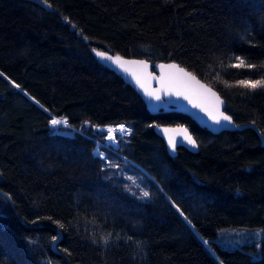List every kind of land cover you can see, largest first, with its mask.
<instances>
[{"label":"trees","instance_id":"16d2710c","mask_svg":"<svg viewBox=\"0 0 264 264\" xmlns=\"http://www.w3.org/2000/svg\"><path fill=\"white\" fill-rule=\"evenodd\" d=\"M48 4L0 0V264H264V238L217 242L264 231V86L238 83L264 80V0ZM93 49L179 64L221 95L233 128L153 113ZM120 125L117 152L95 155L97 129ZM159 125L189 129L198 152L171 157Z\"/></svg>","mask_w":264,"mask_h":264},{"label":"water","instance_id":"95a60500","mask_svg":"<svg viewBox=\"0 0 264 264\" xmlns=\"http://www.w3.org/2000/svg\"><path fill=\"white\" fill-rule=\"evenodd\" d=\"M27 1L35 3L43 8H46L47 10L50 9V7L46 5L42 0H27ZM122 59L125 61H145L147 63L148 65L146 70L147 74L144 76V83L149 91L156 92L162 87L160 80L152 79L151 78L152 76L155 77L164 76L165 78H167L169 75H174L176 77H179L180 79L187 81V87H182L179 89V92L182 94H177V90L175 88L172 89L171 95H169L167 92H159L158 94L160 95L161 99L157 101L156 99H154V97L148 96L145 93L144 89H142L131 76L130 73L141 71L138 65H132V64L126 65L129 71L125 72L123 69L119 68L117 65L110 62L109 63L110 67L122 77V79L127 85L131 86L135 90V92L142 98L143 102L153 113L164 111L166 109H180L186 111L191 114L193 121L198 126H200V128L205 129L214 135H219L233 128L232 118L230 123L228 121H224L222 118L220 119L219 124L215 123V121L212 118L213 115L217 116V118H220L221 114L230 116L226 112L227 105L225 100L214 88H212L211 86L200 80L197 76L189 72L186 68L180 66L175 62L163 64V65L175 64L178 66V69H182L184 73H190L191 76L195 78V80H188V78L184 77L178 71V69H168V68L161 69L159 67L154 71L151 63L145 59H137V58H122ZM196 81H198L199 84H197ZM199 85H204L205 87L200 88ZM207 89H210L211 92L207 91ZM212 93H215V96H213ZM185 96H187L188 98L185 99ZM209 113H211L212 115H210ZM165 128L186 129L189 135L192 136V134L190 133L189 129L185 127H168L162 125L155 127L154 131L156 135L165 143L167 147V151L171 157L175 158L177 156V152L179 148H185L190 153L198 152L199 150L198 145L195 149H193L191 145H188L186 141L184 145H182L180 143L182 136L175 133H173V135H175V139L177 141V147L173 152L168 145L167 135L163 133V129ZM60 134L65 136H71V132L69 131H63L60 132ZM115 146L117 147L119 146V143L117 141L115 142Z\"/></svg>","mask_w":264,"mask_h":264},{"label":"snow or ice","instance_id":"6c2138e0","mask_svg":"<svg viewBox=\"0 0 264 264\" xmlns=\"http://www.w3.org/2000/svg\"><path fill=\"white\" fill-rule=\"evenodd\" d=\"M43 2L48 5L49 7H51L50 4H48V0H43ZM67 19V18H65ZM94 52H96V55L99 56L101 59L103 60H107V61H111L113 64L117 65L119 68L123 69L125 72H128V68L126 67V65H138L139 68L141 69L140 72H132L130 73L131 76L133 77V79L135 80V82L142 88L144 89L145 93L150 96V97H154V99H156L157 101L161 99L160 95L158 94L159 92H167L169 95L172 94V89H176L177 90V94H182L179 92V89L182 88V87H187V81L186 80H183V79H180L179 77H176L174 75H169L167 78H165L164 76H161V77H155V76H152L151 78L152 79H159L160 82H161V89L157 90L156 92H153V91H149L148 88L145 86V83H144V76L147 74L146 73V70H147V63L145 61H125L123 60L120 56H109L107 55L105 52H99V51H96L95 49H93ZM236 60H238L239 62L236 63V64H232L230 65L231 67H237V68H240V67H248V68H253L255 67V65H251V64H248V65H245L244 63V60L239 58V57H236L235 58ZM159 67L161 69H164V68H168V69H178V66L175 65V64H172V65H159ZM262 67H264V65H262ZM178 71L184 76V77H187L188 80H195L194 77L191 76L190 73H184L182 69H178ZM150 75V74H148ZM197 84H199L198 81H196ZM240 85H242L243 87L245 88H250V89H256L258 87H262L264 86V80L262 79H257V80H240L238 82ZM15 87L19 88L20 86L19 85H15ZM200 88H204L205 86L204 85H199ZM207 91L211 92L210 89H207ZM213 96H215V93H212ZM188 97L185 96V99H187ZM218 99V98H217ZM198 106V105H196ZM210 115H212L211 113H209ZM213 120L215 121V123L219 124L220 123V119L222 118L224 121H228L229 123L231 122V117L230 116H227V115H223L221 114V117L220 118H217V116L213 115L212 116ZM49 123L53 126V127H57V126H60V125H65L67 126L68 122L66 119L64 118H60V119H57V118H52ZM119 131L120 133H126V132H130L129 129H126L123 125H120L118 127V129L116 128H110V129H107V133H108V140L110 141H114L115 140V136L112 135V133L116 132V131ZM163 133L165 135H167V140H168V145L170 147V149L174 152L176 147H177V141L175 139V135H173V133L175 134H179L182 136V139L180 141V143L182 145H184L185 141L187 142L188 145H191L193 149H195L197 147V142L195 139H193V137L191 135L188 134L187 130L186 129H169V128H165L163 129ZM99 156L101 158H103V153H99ZM107 166L109 167H118V165H112V164H108ZM128 179H132L131 177H129ZM133 183H135L133 181ZM137 187H139V185H137ZM129 191H131V189H129ZM140 195L143 197V198H147L149 197V192L148 191H145V190H141L140 192ZM105 243H107V237L105 238ZM207 241H204V244L207 245Z\"/></svg>","mask_w":264,"mask_h":264},{"label":"rangeland","instance_id":"374dc122","mask_svg":"<svg viewBox=\"0 0 264 264\" xmlns=\"http://www.w3.org/2000/svg\"><path fill=\"white\" fill-rule=\"evenodd\" d=\"M107 63H110L111 61H107L104 60ZM63 126V127H67L65 125H60L57 127H53L51 125V127L56 131L59 132V128ZM107 128H112V127H107ZM107 128L104 129H97V131L101 132V133H105L108 136L107 133ZM116 129H118V127H116ZM127 129V128H126ZM129 132L126 133H120L118 130L114 133H112V135L115 136V141H117V137H123L126 136ZM106 136V142L103 143L106 147V149L111 148V150L114 152L118 150L119 146H115L114 141H110L108 140ZM113 142V143H111ZM118 142V141H117ZM116 147L117 150H115L113 147ZM110 150V149H109ZM99 153H103L104 157H105V153L103 151H101V149L99 150ZM264 238V231L262 229H247V228H231V229H224L218 232V238H217V242L221 245V247L224 250H235L238 248H241L243 246L246 245H252L255 243H260L262 241V239ZM259 245V244H258Z\"/></svg>","mask_w":264,"mask_h":264},{"label":"built area","instance_id":"2783aa9c","mask_svg":"<svg viewBox=\"0 0 264 264\" xmlns=\"http://www.w3.org/2000/svg\"><path fill=\"white\" fill-rule=\"evenodd\" d=\"M67 127H68V125H67ZM99 129H102V128H99ZM75 133H81V131H80V130L73 129V132H71V137H73ZM101 147H106V146H105L103 143L98 142V143H97V148H96L95 151H94V154H95V155L99 156V150H100ZM113 148H114L115 150H117V148H116L115 146H114ZM109 149H111V148H109ZM114 152H116V151H114ZM99 157H100V156H99ZM103 157H104V154H103ZM100 158H101V157H100Z\"/></svg>","mask_w":264,"mask_h":264},{"label":"bare ground","instance_id":"6f19581e","mask_svg":"<svg viewBox=\"0 0 264 264\" xmlns=\"http://www.w3.org/2000/svg\"><path fill=\"white\" fill-rule=\"evenodd\" d=\"M107 129H109V128H107ZM115 142H116V141L114 140V144H115ZM111 143H113V142H111Z\"/></svg>","mask_w":264,"mask_h":264}]
</instances>
